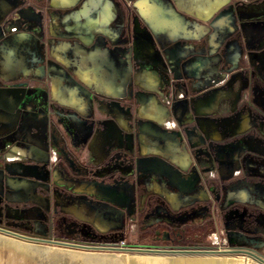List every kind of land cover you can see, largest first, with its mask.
I'll return each mask as SVG.
<instances>
[{
    "label": "crops",
    "instance_id": "obj_1",
    "mask_svg": "<svg viewBox=\"0 0 264 264\" xmlns=\"http://www.w3.org/2000/svg\"><path fill=\"white\" fill-rule=\"evenodd\" d=\"M126 3L135 8L167 45L182 40L188 43L185 54L194 53L190 44H200L203 40L217 51L244 25L264 18V0H0L3 12L0 22L17 7H37L42 23L43 14L47 17L42 37L30 29L9 35L0 30V77L5 81L14 76L26 80L29 76L42 77L48 72L51 95L67 101L70 90L59 72H69L85 88L113 96L116 89L111 76L127 77L131 72L129 55L114 51L123 44L121 7ZM252 36L248 32L241 42L250 46L264 45V33L256 39ZM47 61L54 64L46 69ZM71 64L76 65L72 71ZM90 74L94 77L90 85L94 84L96 90L80 79L86 80ZM149 75L150 85L154 87L153 72ZM124 88L120 87L119 91L123 92ZM26 90L28 93L23 98L29 94L33 96V106L41 103V88ZM13 95L10 89H0V122L11 126L15 119L14 101H17ZM196 108L204 113L215 109L216 104L198 101ZM149 112L150 119L163 123V119ZM177 116L183 121L189 118V113L180 106ZM52 124L49 120L48 126L38 127L36 133L25 131V145L16 146L14 150L28 162L23 165L19 161L12 162L14 175L6 178L5 184L10 189L23 188L20 193L10 192L9 199L30 203L29 209L21 215L29 228L23 235L90 246L116 247L124 242L125 247L145 250H91L27 241L22 246L20 258L7 259L3 264H260L243 254L221 252L230 249H250L264 258V219L257 221L254 235L229 233L220 246L211 245L206 226H194L197 221L210 219L204 209L210 195L196 172L189 173L192 167L189 151L178 133H161L153 137L156 140L150 145L141 142L143 155L151 154L157 161L165 162L152 166L149 178L138 180V185L136 182L140 191L135 192L133 182L72 178L68 173L71 169L63 164L62 157L51 145ZM196 127L197 133L187 138L188 145H201L203 132L214 131L213 138L219 137L210 123L199 120ZM57 129L66 141L62 131ZM71 154L87 171V164H83L73 151ZM95 154L100 157V151ZM21 175L22 178L17 177ZM8 179L11 182H7ZM262 188L264 185L259 181L243 186L233 184L225 204L247 202L252 209L264 212ZM234 214L229 220L234 218L239 224L240 217ZM130 216L135 220L128 227ZM219 227L222 229V224ZM169 250L207 252H157Z\"/></svg>",
    "mask_w": 264,
    "mask_h": 264
},
{
    "label": "rangeland",
    "instance_id": "obj_2",
    "mask_svg": "<svg viewBox=\"0 0 264 264\" xmlns=\"http://www.w3.org/2000/svg\"><path fill=\"white\" fill-rule=\"evenodd\" d=\"M21 8L26 7H17L0 22V30L5 35L27 29L10 20L17 17L16 12ZM33 8L37 10V7ZM2 14L0 11V16ZM43 15L41 34L34 31L41 37L47 21ZM121 20L124 22L123 44L114 51L129 55L131 72L127 77L111 76L116 89L113 96L97 92L95 85H90L94 78L91 74L86 80L80 79L96 91L80 85L69 72H59L70 90L67 101L51 95L48 72L42 77L29 76L26 80L21 76L6 78V81L0 77V89L12 90L17 98L13 125L0 122V183H3L0 186V227L20 234L29 229L21 215L29 209L30 203L9 199L6 178L14 175L11 164L28 162L14 150L16 146L25 145L26 132L36 133L38 127L45 129L52 120L51 128H59L69 149L87 164L88 170L82 176L68 171L72 178L133 182L135 192L140 191L137 181L147 180L152 166L165 162L157 161L151 154L143 155L141 142L150 145L156 140L153 137L161 133H178L189 151L192 164L189 173L196 172L210 195L204 207L210 219L197 221L194 226H206L210 241L212 235H217L221 243L229 233L246 237L250 233L254 235L257 221L264 219V212L252 209L247 202L226 205L225 198L233 184L243 186L259 181L264 185V45L250 46L241 42L245 41L248 32L255 39L264 33V18L253 20L249 26L244 25L217 51L203 40L200 44H190L194 53L187 54L188 43L182 40L167 45L127 3L121 7ZM54 62L47 61L46 69ZM75 68L76 65L71 64V71ZM150 72L156 82L154 87L150 85ZM122 86L125 90L120 92ZM27 88L42 89L41 103L33 106V96L29 94L23 98L28 93ZM21 98L24 100L19 105ZM198 101L215 103L216 108L200 113L196 108ZM180 106L189 113V118L183 121L177 116ZM149 111L163 119V123L148 118ZM199 120L210 123L219 137L213 138L214 131L203 132L201 145H188L187 138L197 133ZM98 151L100 157L97 158L95 153ZM17 177L22 178V175ZM233 214L240 217L239 224L234 218L229 220ZM134 220L132 216L127 219L128 227ZM26 243L0 233V264L7 259L20 258L22 246Z\"/></svg>",
    "mask_w": 264,
    "mask_h": 264
},
{
    "label": "water",
    "instance_id": "obj_3",
    "mask_svg": "<svg viewBox=\"0 0 264 264\" xmlns=\"http://www.w3.org/2000/svg\"><path fill=\"white\" fill-rule=\"evenodd\" d=\"M17 18L22 19L24 22L25 21H35L40 24L39 29L41 30L42 25H41V20L42 16L39 12H37L33 7H26V8H21L16 12ZM30 31H33L30 29ZM34 32V31H33ZM0 233H3L5 235L25 240V241H31V242H36V243H47V244H57V245H64V246H70V247H78V248H84V249H91V250H123L126 252L130 251H144L145 249L141 248H134V247H128V248H117V247H112V246H90V245H78V244H73V243H66V242H61V241H53V240H47V239H42L38 237H32V236H27L23 235L14 231H10L4 228L0 227ZM157 252H173V253H192V252H207V251H193V250H169V251H157ZM221 252H226V253H235V254H243L251 259L255 260L256 262L260 264H264V258H262L260 255H258L255 251L250 250V249H230L226 251H221Z\"/></svg>",
    "mask_w": 264,
    "mask_h": 264
},
{
    "label": "flooded vegetation",
    "instance_id": "obj_4",
    "mask_svg": "<svg viewBox=\"0 0 264 264\" xmlns=\"http://www.w3.org/2000/svg\"><path fill=\"white\" fill-rule=\"evenodd\" d=\"M10 20H11V23H14L21 28L31 29L41 34V30L38 29L39 28L38 26H40V24L35 21H25L24 22L22 19H19L16 16L11 17ZM49 136H50L52 147L57 150V152L62 157L63 161H65V163L68 165L69 169H71L74 173L78 175H82L86 170L83 166L79 165L76 162L75 158L72 156L71 151L66 144V141L62 139L60 134L54 129L50 130ZM7 182H11V180L8 179ZM8 190L13 193H20L23 191V188H17L14 190H10L9 188Z\"/></svg>",
    "mask_w": 264,
    "mask_h": 264
},
{
    "label": "built area",
    "instance_id": "obj_5",
    "mask_svg": "<svg viewBox=\"0 0 264 264\" xmlns=\"http://www.w3.org/2000/svg\"><path fill=\"white\" fill-rule=\"evenodd\" d=\"M222 243L220 241V239L217 237V235H212L211 236V245L212 246H220ZM117 248H128L125 247V243L124 242H120V244L118 246H116Z\"/></svg>",
    "mask_w": 264,
    "mask_h": 264
},
{
    "label": "bare ground",
    "instance_id": "obj_6",
    "mask_svg": "<svg viewBox=\"0 0 264 264\" xmlns=\"http://www.w3.org/2000/svg\"><path fill=\"white\" fill-rule=\"evenodd\" d=\"M148 117H149V118H152V116H151V115H148ZM159 121H160V122H162L161 120H159Z\"/></svg>",
    "mask_w": 264,
    "mask_h": 264
},
{
    "label": "trees",
    "instance_id": "obj_7",
    "mask_svg": "<svg viewBox=\"0 0 264 264\" xmlns=\"http://www.w3.org/2000/svg\"><path fill=\"white\" fill-rule=\"evenodd\" d=\"M57 132H59V130H56Z\"/></svg>",
    "mask_w": 264,
    "mask_h": 264
}]
</instances>
